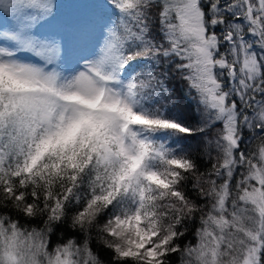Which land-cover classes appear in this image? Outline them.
Returning a JSON list of instances; mask_svg holds the SVG:
<instances>
[{
    "label": "snow or ice",
    "instance_id": "obj_1",
    "mask_svg": "<svg viewBox=\"0 0 264 264\" xmlns=\"http://www.w3.org/2000/svg\"><path fill=\"white\" fill-rule=\"evenodd\" d=\"M0 264H264V0H0Z\"/></svg>",
    "mask_w": 264,
    "mask_h": 264
}]
</instances>
